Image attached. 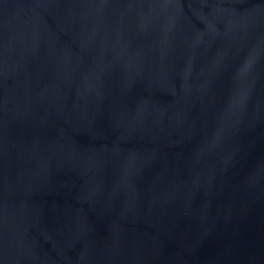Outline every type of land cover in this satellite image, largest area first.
Segmentation results:
<instances>
[{
	"label": "water",
	"instance_id": "obj_1",
	"mask_svg": "<svg viewBox=\"0 0 264 264\" xmlns=\"http://www.w3.org/2000/svg\"><path fill=\"white\" fill-rule=\"evenodd\" d=\"M0 264H264V0H0Z\"/></svg>",
	"mask_w": 264,
	"mask_h": 264
}]
</instances>
